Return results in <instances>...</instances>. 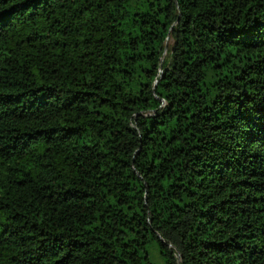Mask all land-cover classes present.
<instances>
[{"label":"trees","instance_id":"obj_1","mask_svg":"<svg viewBox=\"0 0 264 264\" xmlns=\"http://www.w3.org/2000/svg\"><path fill=\"white\" fill-rule=\"evenodd\" d=\"M264 264V0H0V264Z\"/></svg>","mask_w":264,"mask_h":264},{"label":"rangeland","instance_id":"obj_2","mask_svg":"<svg viewBox=\"0 0 264 264\" xmlns=\"http://www.w3.org/2000/svg\"><path fill=\"white\" fill-rule=\"evenodd\" d=\"M149 249L152 260H154L157 264H164L162 254L159 250V246L155 241L151 242V244L149 245Z\"/></svg>","mask_w":264,"mask_h":264}]
</instances>
